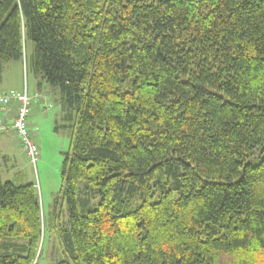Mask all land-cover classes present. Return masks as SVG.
I'll return each mask as SVG.
<instances>
[{"label":"trees","instance_id":"16d2710c","mask_svg":"<svg viewBox=\"0 0 264 264\" xmlns=\"http://www.w3.org/2000/svg\"><path fill=\"white\" fill-rule=\"evenodd\" d=\"M0 61L75 122L59 264H264V0H0ZM43 238L0 171V264Z\"/></svg>","mask_w":264,"mask_h":264},{"label":"rangeland","instance_id":"374dc122","mask_svg":"<svg viewBox=\"0 0 264 264\" xmlns=\"http://www.w3.org/2000/svg\"><path fill=\"white\" fill-rule=\"evenodd\" d=\"M33 54L34 47L29 44L27 57L29 64ZM38 82L25 61H0V94L18 93L27 88L29 95L34 97ZM44 86L45 89L52 90L53 108L45 110L47 112L44 111L47 103H41L43 97L33 102L35 104L32 117L34 126L30 128L31 136L42 148L36 166L24 155L18 154L16 146L19 138L15 130L10 128L5 133H0V151L5 149L15 153L17 157L8 164L0 158V171L3 184L12 182L16 187L35 186L44 223V244L39 264H59L68 258L60 239V226L68 227L69 221L67 202L61 199V191L64 185L63 171L67 154L72 148L75 122L64 118L61 105L55 101L60 99L59 92L47 83ZM259 162L260 159L256 158L251 163L257 165ZM56 200H58V206H56ZM56 214L57 218H55Z\"/></svg>","mask_w":264,"mask_h":264},{"label":"built area","instance_id":"2783aa9c","mask_svg":"<svg viewBox=\"0 0 264 264\" xmlns=\"http://www.w3.org/2000/svg\"><path fill=\"white\" fill-rule=\"evenodd\" d=\"M39 99L40 96L38 94L31 97L27 88L18 93L0 94V132L8 131L10 128L14 129L27 159H29L35 166L40 156V147L32 139L29 117L33 101ZM13 104H16L17 107L13 112L14 116L10 126L8 122H5L4 118L11 113L10 110Z\"/></svg>","mask_w":264,"mask_h":264},{"label":"crops","instance_id":"0c3cea01","mask_svg":"<svg viewBox=\"0 0 264 264\" xmlns=\"http://www.w3.org/2000/svg\"><path fill=\"white\" fill-rule=\"evenodd\" d=\"M3 93H7V92H3ZM36 94H38L40 97H43L42 100H41V103H44V102L47 103L46 106L43 105L45 107L44 111L53 108L52 101H51V100H53V98H52V90L51 89H45V86L43 88H41V89H40V87H38L37 89H35L34 96ZM42 95H44V96H42ZM55 101L56 102H59V99H56ZM50 104H51V106H50ZM59 105H60V103H59ZM34 106H35V104H32V106H31V112H30V118H29L30 128H32V126H34V124L32 122L33 108H34ZM16 107H17L16 104H13L12 105V108L10 110L11 113L6 118H4L5 122H8L9 124L11 123V121L13 119V116H14V113L13 112L16 109ZM45 112H47V111H45ZM0 133H5V131L0 132ZM16 149H17V152H18L19 155H24L26 157L24 151L22 150V147H21L19 141H18V144L16 146ZM41 151H42V148L40 147V152ZM16 157H17V155L15 153L9 152V151H7L5 149L2 150V151H0V158H2L4 160V163H6V164H8L11 160L16 159Z\"/></svg>","mask_w":264,"mask_h":264}]
</instances>
